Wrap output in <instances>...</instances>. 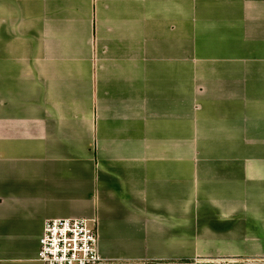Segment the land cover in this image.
I'll return each mask as SVG.
<instances>
[{
    "label": "crops",
    "instance_id": "1",
    "mask_svg": "<svg viewBox=\"0 0 264 264\" xmlns=\"http://www.w3.org/2000/svg\"><path fill=\"white\" fill-rule=\"evenodd\" d=\"M56 218L104 264H264V0H0V264Z\"/></svg>",
    "mask_w": 264,
    "mask_h": 264
},
{
    "label": "built area",
    "instance_id": "2",
    "mask_svg": "<svg viewBox=\"0 0 264 264\" xmlns=\"http://www.w3.org/2000/svg\"><path fill=\"white\" fill-rule=\"evenodd\" d=\"M37 259L42 264H104L96 220H47L39 239Z\"/></svg>",
    "mask_w": 264,
    "mask_h": 264
}]
</instances>
